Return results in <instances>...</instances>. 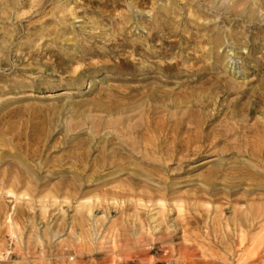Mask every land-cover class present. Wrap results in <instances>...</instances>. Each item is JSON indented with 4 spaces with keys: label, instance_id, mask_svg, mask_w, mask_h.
Masks as SVG:
<instances>
[{
    "label": "rangeland",
    "instance_id": "rangeland-1",
    "mask_svg": "<svg viewBox=\"0 0 264 264\" xmlns=\"http://www.w3.org/2000/svg\"><path fill=\"white\" fill-rule=\"evenodd\" d=\"M0 264H264V0H0Z\"/></svg>",
    "mask_w": 264,
    "mask_h": 264
},
{
    "label": "bare ground",
    "instance_id": "bare-ground-1",
    "mask_svg": "<svg viewBox=\"0 0 264 264\" xmlns=\"http://www.w3.org/2000/svg\"><path fill=\"white\" fill-rule=\"evenodd\" d=\"M11 2V1H10ZM16 3V2H15ZM4 6V5H3ZM3 6H1V7H3ZM3 9V8H2ZM59 95V94H58ZM251 152V151H250ZM244 232V231H243ZM256 253V252H255ZM245 256V255H244Z\"/></svg>",
    "mask_w": 264,
    "mask_h": 264
}]
</instances>
